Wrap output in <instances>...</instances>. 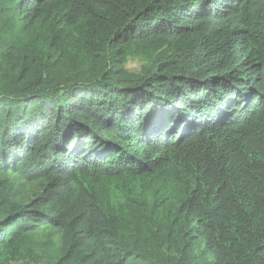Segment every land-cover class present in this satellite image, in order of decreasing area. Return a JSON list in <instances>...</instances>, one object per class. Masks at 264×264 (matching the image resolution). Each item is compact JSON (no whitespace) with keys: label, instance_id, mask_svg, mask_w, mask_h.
Segmentation results:
<instances>
[{"label":"trees","instance_id":"1","mask_svg":"<svg viewBox=\"0 0 264 264\" xmlns=\"http://www.w3.org/2000/svg\"><path fill=\"white\" fill-rule=\"evenodd\" d=\"M0 264H264V0H0Z\"/></svg>","mask_w":264,"mask_h":264}]
</instances>
